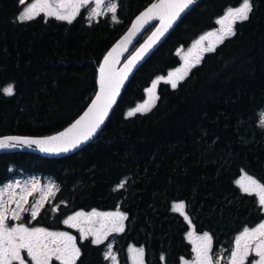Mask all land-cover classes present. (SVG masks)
Masks as SVG:
<instances>
[{
    "label": "trees",
    "instance_id": "obj_1",
    "mask_svg": "<svg viewBox=\"0 0 264 264\" xmlns=\"http://www.w3.org/2000/svg\"><path fill=\"white\" fill-rule=\"evenodd\" d=\"M153 1L117 0L116 22L81 13L69 23L45 15L20 21L23 4L0 0V137L48 136L76 120L97 91L103 57ZM250 2L249 18L232 25L234 35L204 51L176 88L159 83L151 109L129 117L154 79L181 64L177 48L242 3L198 0L132 76L92 141L62 158L3 154L0 183L10 164L54 177V199L61 201L55 217L67 209L119 207L126 228L113 244L123 261L129 244L143 247L146 264H178L189 255V223L173 211L177 202L198 232L230 244L262 217L256 198L237 183L244 172L264 178V0ZM9 85L12 95L2 91ZM48 208L47 225L57 219ZM77 245L76 264H108L104 243L78 237Z\"/></svg>",
    "mask_w": 264,
    "mask_h": 264
},
{
    "label": "snow or ice",
    "instance_id": "obj_2",
    "mask_svg": "<svg viewBox=\"0 0 264 264\" xmlns=\"http://www.w3.org/2000/svg\"><path fill=\"white\" fill-rule=\"evenodd\" d=\"M92 0H56L55 4L50 3L49 0H34V2L27 4L18 19L20 21L32 20L41 12L46 16H54L59 20H66L69 23L79 14L82 7L87 6ZM95 8L91 9L92 16L99 15L97 12L104 0H94ZM20 4H25L26 0H19ZM195 0H159L158 3L152 4L145 12L141 13L137 17L136 23L133 24L129 34L117 45L112 51L105 57L103 64L101 65L100 72V92L97 94L92 105L88 111L77 120L69 129L60 133L57 136L48 137L46 139H27L21 137H8L7 141H17L25 145H37L41 151L45 152H67L71 148H76L81 142L90 139L100 125L104 122V118L108 115L109 109L115 103L116 96L119 94V89L123 84L124 79L127 77L128 72L131 71L135 62L139 60L144 52L148 50L179 18L180 14L194 4ZM252 5L250 0H242V5L235 9H228L225 16L217 21V23L224 25L227 21V28L218 37L220 42H223L228 36L234 35L232 25L236 21H244L249 18ZM117 9V4L109 3L108 11L113 13L112 19L116 20L114 15ZM160 20V27L149 37V40L141 47L135 56L132 57L125 65V68L121 70V74L117 75L112 69L113 55L117 51V48L122 47L128 43L131 37L139 31L145 24L152 19ZM216 33H208L206 36L200 37L192 48L196 49L208 36H214ZM213 48L209 47L204 51H212ZM192 51L191 49L189 50ZM200 57H196V63H199ZM186 67L184 69L177 70V72L169 73L167 79L164 77L158 78L153 83L152 88L148 89L149 94H152L156 88V84L159 80H164L166 83H171L173 88L177 87V80H182L187 75L190 68L194 65L188 64L185 59ZM176 77V79H173ZM6 95H12L14 92L13 86L9 85L2 89ZM151 104H141L135 109L130 110L127 115L129 117L134 116L136 113L147 112L151 109ZM264 115V113H262ZM261 126H264V120L261 121ZM15 144L6 143L5 140H0V148L15 147ZM124 181H122L117 187H124ZM242 191L248 194L256 192L259 196V204L264 206V184L259 183L256 179L245 175L241 180L237 181ZM19 185H8L4 190H0V264H52L53 258L59 261L60 264H76V259L80 255V250L75 244V237L69 235L66 232H52L44 228L28 227L23 223L9 225L8 221L20 220L21 212L28 211L33 219L36 218L40 207L45 200V191L48 195H54L53 189L55 185L47 186L45 190L39 185V182H34L31 189L28 185L21 188L17 193L15 188ZM39 191L40 198L35 200L30 208H24V205L29 203L28 197L33 193ZM5 196L8 197L5 200ZM18 196V199H17ZM15 203V208L10 209L9 205ZM173 211L180 213L184 216L185 220H189L185 212V204L183 202L175 203L173 205ZM9 212L11 215L9 216ZM84 217L89 223L92 222L93 217H102L110 221L112 227L111 231H123L122 221L126 219V215L123 213H99L91 212L85 214L82 212L76 213L74 216H69L64 223L70 227H78V219ZM82 238H87L91 232L96 236L93 241L96 244H100L107 237L108 231L98 232L89 228L85 230L80 228ZM188 238L196 245L194 251L196 252V260L194 264H220V257H214L210 255L212 251L211 237L208 233H204L202 236L195 235L194 232L188 233ZM22 251L26 252V257L22 255ZM134 253V259L141 258L143 256V249H132ZM259 259L248 261L250 254H253ZM112 256L111 252L106 253V258ZM163 260L164 257L162 256ZM140 264H143L142 260ZM188 264V262H185ZM228 264H264V222L260 223L255 228H245L244 231L236 237L235 248L231 251L228 257Z\"/></svg>",
    "mask_w": 264,
    "mask_h": 264
},
{
    "label": "flooded vegetation",
    "instance_id": "obj_3",
    "mask_svg": "<svg viewBox=\"0 0 264 264\" xmlns=\"http://www.w3.org/2000/svg\"><path fill=\"white\" fill-rule=\"evenodd\" d=\"M34 2V0H26V3L23 4V9L22 11L24 10V8L27 6V4H30ZM50 3H53L55 4L56 0H49ZM94 0H92L91 3H89L87 6L85 7H82L80 9V12L79 14L83 13L84 15H86L87 17L89 16L90 12H91V9H93V4H94ZM116 3H117V0H116ZM117 10V9H116ZM22 13V12H21ZM78 14V15H79ZM39 15H45V13L41 12ZM37 15V16H39ZM46 16V15H45ZM48 17V16H47ZM204 52V50H203ZM8 170L9 171V174L8 176L0 183V189L3 188L5 185H8L10 184L14 179H24V178H27V177H30V176H39V180H44L46 178H49L51 179L59 188V183L56 181V179L52 176H49V175H43L41 173H37V172H27V171H24V169H21L20 167H16L15 165L13 164H10L8 166ZM245 175L247 176H250L254 179H256L259 183L261 184H264V178H259L255 175H252L250 173H247V172H244L242 173L238 180H241ZM19 187H16V191L17 192H20L21 188H23L24 186L22 184H18ZM241 188V187H240ZM57 193V191L55 192V194ZM54 194V195H55ZM251 195H253L255 198H256V201H257V205L260 209V212H261V219L258 220L256 223L252 224V225H245L240 231L236 232L234 237L232 238L231 240V243L230 244H214V241H213V238H212V235L210 234V232L208 231H202V232H198L196 230V228L192 225V223H189L188 220H186L188 223H189V229L187 231L186 234H188L189 232H194L195 234H197V236L201 235V234H204V233H208L209 236L212 238L211 241H212V244H211V247H212V251L210 253V255H213L214 257H220V264H228V257L230 256V253L232 251V247H231V244L232 242L235 240V238L237 236H239L245 228H255L256 226H258L260 223L264 222V206L260 205L259 204V196L256 192H253ZM35 200V196H32L30 197V201L28 203L29 207H31L32 205V202ZM53 202L50 203H44L42 205V207H40V210L36 216L35 219H33L31 217V214L30 212L26 211L25 212V221H28L27 223L29 225H33L34 227H38V228H44V229H50V230H58V231H61V232H66L68 233L69 235L75 237V244L76 246L78 247L77 245V242H78V237L81 235L80 232H79V229L78 227L76 228H73V227H70L69 225L65 224L64 221L69 217V216H74L76 213L78 212H84V211H89V210H85V209H75V210H72L70 211L69 209L66 210V212L62 215H58V216H53V213H57L59 211V208L61 205V201H58V202H55V199L53 197ZM177 203H180V202H177ZM175 204V203H174ZM173 204V205H174ZM173 205H172V208H173ZM47 207H49L48 209H50V212H51V216H53L54 218H57L54 222L50 223L49 225L46 224V212H47ZM100 210V209H99ZM106 212L108 213H115V212H118L120 211V213H123L126 215V213L124 211H122L119 207H116V208H112V209H107L105 210ZM187 214V213H186ZM189 220H190V217L189 215L187 214ZM126 219H127V215H126ZM126 219H124L122 222H123V231L125 230L126 228ZM191 221V220H190ZM110 224V221L104 219V225H108ZM79 225V223H78ZM84 229H85V225L82 226ZM89 228H91L89 226ZM123 231H114L112 236L113 238L119 234H121ZM189 243H190V246H191V249H190V253L188 256H183L178 264H181L183 260H196V252L194 251L196 245L190 240L188 239ZM136 246L138 248H142V246H139V245H135V244H129L128 246H126V248L124 249V257L126 258L125 261L122 260V257H121V249L120 247H117L116 245L113 244V248H112V252L115 254V256L118 258L116 264H132L131 263V258H130V251L128 250V248L130 246ZM22 255H24L26 257V252H23L22 251ZM143 256H144V249H143ZM254 259H259L258 257H256L253 254H250L249 257H248V261H252ZM109 261V260H108ZM52 263L54 264H57V263H60L59 261L55 260V258L52 260ZM109 264V263H108ZM143 264H146L145 263V259L143 261ZM166 264V263H164ZM214 264H215V261H214Z\"/></svg>",
    "mask_w": 264,
    "mask_h": 264
},
{
    "label": "rangeland",
    "instance_id": "obj_4",
    "mask_svg": "<svg viewBox=\"0 0 264 264\" xmlns=\"http://www.w3.org/2000/svg\"><path fill=\"white\" fill-rule=\"evenodd\" d=\"M109 3H115V4H117V3H116V0H104L103 5H102L99 9H97V12H99L100 14H99V15L92 16V12H90V14H89V16H88L89 20L92 21V20L98 19V17H99L100 15H106V14H108V15H109V18L111 19V21L116 22V21L118 20L117 14H116V12H115L114 15L116 16V20H113V19H112L113 13H111V12L108 11V5H109ZM241 5H242V3H241L240 5H238V6H235V7L232 6V7L227 8L226 11H225V13H224V15L220 16V17L217 19V21L220 20L221 18H223V17L225 16V14H226V12H227L228 9H230V8H231V9H235V8H237V7H240ZM93 7L95 8V3L93 4ZM227 24H228L227 21L225 22L224 25H221V24L218 23V25L216 26V28L212 29L211 31H206V32L202 33L201 35H199L198 37H196L195 39H193L192 42H190L188 45H182V46H180L179 48H177L176 52H177L179 58L181 59V64H180L178 67H176V68L170 70L167 74L157 76V77L154 79V81L152 82L151 86H150L148 89L152 88L153 83L156 82V81L158 80V78H160V77H164L165 79H167L168 76H169V73L177 72V70L184 69V68L186 67L185 59H187L188 64H190V65H194V63L196 62V57H197V56L200 57V55L203 53V50H204V49H207V48H209V47L214 48L216 44L220 43L218 37H219V36L223 33V31L227 28ZM208 33H216V35H214V36H208V38L205 39V40H204V41H203V42H202V43H201L196 49H193V48H192L193 44H194L197 40H199L200 37H202V36H206V34H208ZM190 49L192 50L191 52L189 51ZM179 74H180V73L177 72V75H179ZM173 79H176V77H173ZM179 81H180V80H177V83H178ZM161 82H165V81H164V80H159V82L156 84V88H155V90H154V92H153L152 94H149L148 89H147V90H146V96H145V98H144L143 100L137 102L133 107H131V108L128 110V112H129L130 110L135 109L137 106H139V105H141V104H151V105L153 106V105L155 104L156 100H157V86H158V84L161 83ZM170 84H171V83H170ZM12 86H13V85H12ZM262 113H264V109L260 112V115H261V121L264 120V115H262ZM37 181L39 182V185H40L42 188H44L45 190L47 189V186H49V185H55V188L53 189L54 194H55V192L58 190V186H57V185H56L51 179L46 178V179H44V180H39V176H30V177L24 178V179H22V180H21V179H14V180H13L10 184H8V185H13V186H15V185H17V184H22L23 186L28 185L29 189H31L33 183H34V182H37ZM8 185H5V186H4L3 188H1L0 190H4ZM15 191H16V188H15ZM16 192H17V191H16ZM17 193H19V192H17ZM32 196H35V200H37V199L40 198V192L37 191V192L33 193ZM32 196H29V197H28V200H29V201H30V197H32ZM53 197H54V195H48V194H47V191H45V200L43 201V204H44V203H51V202H53ZM7 199H8V197L5 196V200H7ZM17 199H18V196H17ZM35 200H34V201H35ZM34 201H33V202H34ZM33 202H32V203H33ZM28 207H29L28 203L24 205V208H28ZM9 208H10V209L15 208V203L10 204V205H9ZM93 211H95V212H99V213H108V212H106L105 210H99V209H95V208H94V209H91V210H89V211H84V212H82V213H84V214H85V217H87V214H89V213H91V212H93ZM25 212H26V211L21 212V214H20V215H21V219H20V220H11V219H9V221H8L9 225L23 223V224H25L26 226H28V227H30V228H31V227H34L33 225H29V224L27 223L28 221H25V218H24V217H25V215H24ZM118 212L120 213V211H118ZM10 215H11V212H9V216H10ZM78 223H79L78 229H79V232H80V234H81L79 237H80L81 239H89V238H90L92 241H94V240L96 239V236H95L94 234H92L91 232L88 234L87 238H82V233H81V231H80V228H81L83 225H85V230H88V229H89V226H90L91 229H93V231H98V232L108 231V235H107V237L103 240L102 243L105 244V247H106V253L111 252L112 256L115 257V259H112V257L109 256V257L107 258V259L109 260L108 263H109V264H116L118 258H117V257L115 256V254L112 252V248H113V236H112V234H113L114 231H111V227H112L111 223L108 224V225H104V218H102V217H95V219L92 220L91 223H89L84 217H82V218H79V219H78ZM122 223H123V222H122ZM47 230H48V231H52V232H61V231H58V230H57V231H56V230H50V229H47ZM195 235H197V234H195ZM202 235H203V234H201V235H199V236H202ZM186 237H187V239H189V238H188V234H186ZM235 239H236V238H235ZM211 244H212V241H211ZM231 247H232V250H234V248H235V240L232 242ZM132 249H142V248H138V247H136V246H132V245L128 248V250L130 251L129 253H130L131 263H132V264H140V261H141V260H142V262H143V261H144V256H142L141 258L134 259V253L132 252ZM106 253H105V254H106ZM53 259H54V258H53ZM185 262H188V264H194V260H183L181 264H185ZM52 264H54V263H52Z\"/></svg>",
    "mask_w": 264,
    "mask_h": 264
},
{
    "label": "water",
    "instance_id": "obj_5",
    "mask_svg": "<svg viewBox=\"0 0 264 264\" xmlns=\"http://www.w3.org/2000/svg\"><path fill=\"white\" fill-rule=\"evenodd\" d=\"M198 0H195V3ZM159 0H154L152 3H150L144 10H142L131 22L129 28L127 29V31L112 45V47L108 50V52L105 54V56L103 57L101 64L98 68V77H97V91L92 99V101L90 102V104L87 106V108L83 111V113L76 119L74 120L70 125H68L66 128H64L63 130L54 133L52 135H48V136H42V137H34V136H20V135H5V136H1L0 140H5L6 143L9 144H15V147H6V148H0V156L3 154H9V153H20V152H27V153H33V154H38L40 156L46 157V158H62L65 157L67 155H70L72 153L77 152L78 150H80L83 146H85L88 142L92 141L94 139V137L101 131V129L103 128V126L105 125V123L107 122L113 108L115 107V105L117 104L122 92L124 91L127 83L130 81V79L132 78V76L137 72V70L144 64V62L151 56V54L159 47V45L161 44V42L167 37V35L170 33V31L177 25V23L180 21V19L191 9V7L195 4H192L189 6L188 9H186L184 12H182L179 16V18H177V20L172 24V27L168 29L167 32L164 33L163 36H161L154 44H152V46L150 48H148V50L146 52H144L143 56L137 60L135 62V65L132 67L131 71L128 72L127 77L124 79L122 86L119 89V94L116 96L115 99V103L112 105V107L109 109L108 111V115L104 118V122L100 125V127L96 130V132L93 134V136L86 140L81 142L76 148H71L69 151L67 152H45V151H41L40 147H38L37 145H25L22 143H18L17 141H7L5 138L8 137H21V138H27V139H46L48 137H52V136H57L62 132H65L67 129H69L77 120H79L85 112L88 111L89 107L92 105L93 101L95 100L97 94L100 92V84H99V80H100V72L99 69L101 67V65L104 62L105 57L108 55V53L110 51H112L114 48L117 47L118 44L121 43V41L129 34L130 30L133 27V24L136 23L137 21V17H139L141 15V13L145 12L146 9H148L152 4L154 3H158ZM155 25V27L153 28V30L144 38V40L137 45V43L139 42V40L141 39V37L146 33L147 30H149V28ZM160 27V20L157 19H152L150 20L147 24H145L143 26V28H141L139 31H137L130 39V41L126 44H124L122 47L117 48V51L114 53L113 55V63H112V69L113 71L119 75L121 74V70H123L125 68V65L128 63V61L130 59H132L133 56H135L137 54V52L141 49V47L143 45H145V43L149 40V37L152 36V34L156 31V29ZM137 45V47L133 50V48ZM133 50V51H132ZM132 51V52H131ZM131 52V53H130ZM130 53V54H129ZM95 217L92 218V220H94Z\"/></svg>",
    "mask_w": 264,
    "mask_h": 264
}]
</instances>
